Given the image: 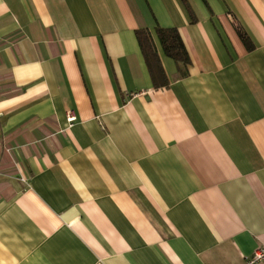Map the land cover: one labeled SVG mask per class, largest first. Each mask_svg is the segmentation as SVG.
Instances as JSON below:
<instances>
[{
  "label": "crops",
  "instance_id": "1",
  "mask_svg": "<svg viewBox=\"0 0 264 264\" xmlns=\"http://www.w3.org/2000/svg\"><path fill=\"white\" fill-rule=\"evenodd\" d=\"M263 244L264 0H0V264H246Z\"/></svg>",
  "mask_w": 264,
  "mask_h": 264
},
{
  "label": "trees",
  "instance_id": "2",
  "mask_svg": "<svg viewBox=\"0 0 264 264\" xmlns=\"http://www.w3.org/2000/svg\"><path fill=\"white\" fill-rule=\"evenodd\" d=\"M156 33L165 54L180 65L181 74L185 75L189 57L177 30L175 28H157ZM241 36L248 45L243 34ZM136 38L152 78L162 74L163 70L150 34L146 30L138 29L136 30Z\"/></svg>",
  "mask_w": 264,
  "mask_h": 264
},
{
  "label": "built area",
  "instance_id": "3",
  "mask_svg": "<svg viewBox=\"0 0 264 264\" xmlns=\"http://www.w3.org/2000/svg\"><path fill=\"white\" fill-rule=\"evenodd\" d=\"M75 120V117L73 115H69L67 117L68 125H72L73 121ZM264 260V244L261 246H258L251 256H249L246 259V264H259L261 261Z\"/></svg>",
  "mask_w": 264,
  "mask_h": 264
}]
</instances>
